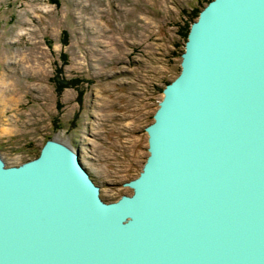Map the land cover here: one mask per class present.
I'll return each instance as SVG.
<instances>
[{"label": "water", "instance_id": "water-1", "mask_svg": "<svg viewBox=\"0 0 264 264\" xmlns=\"http://www.w3.org/2000/svg\"><path fill=\"white\" fill-rule=\"evenodd\" d=\"M113 201L73 147L0 154V264H264V0H209Z\"/></svg>", "mask_w": 264, "mask_h": 264}, {"label": "rangeland", "instance_id": "rangeland-1", "mask_svg": "<svg viewBox=\"0 0 264 264\" xmlns=\"http://www.w3.org/2000/svg\"><path fill=\"white\" fill-rule=\"evenodd\" d=\"M208 0H0V154L35 158L64 131L113 201L146 159L163 87Z\"/></svg>", "mask_w": 264, "mask_h": 264}, {"label": "bare ground", "instance_id": "bare-ground-1", "mask_svg": "<svg viewBox=\"0 0 264 264\" xmlns=\"http://www.w3.org/2000/svg\"><path fill=\"white\" fill-rule=\"evenodd\" d=\"M55 140L63 142L65 144L69 145V142H68L69 139L66 137L64 131H60L59 133H57V135L55 136Z\"/></svg>", "mask_w": 264, "mask_h": 264}, {"label": "trees", "instance_id": "trees-1", "mask_svg": "<svg viewBox=\"0 0 264 264\" xmlns=\"http://www.w3.org/2000/svg\"><path fill=\"white\" fill-rule=\"evenodd\" d=\"M209 1V0H208ZM200 11V10H199Z\"/></svg>", "mask_w": 264, "mask_h": 264}]
</instances>
